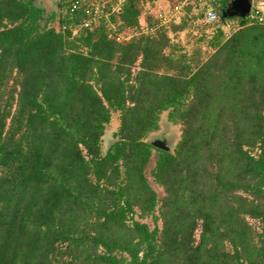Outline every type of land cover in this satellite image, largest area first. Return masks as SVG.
Wrapping results in <instances>:
<instances>
[{
    "label": "trees",
    "instance_id": "obj_1",
    "mask_svg": "<svg viewBox=\"0 0 264 264\" xmlns=\"http://www.w3.org/2000/svg\"><path fill=\"white\" fill-rule=\"evenodd\" d=\"M73 1L0 0V264H264V23Z\"/></svg>",
    "mask_w": 264,
    "mask_h": 264
},
{
    "label": "built area",
    "instance_id": "obj_2",
    "mask_svg": "<svg viewBox=\"0 0 264 264\" xmlns=\"http://www.w3.org/2000/svg\"><path fill=\"white\" fill-rule=\"evenodd\" d=\"M223 0H176L172 6L168 9L158 13L159 25L167 24L170 20L174 19L178 13L185 9L190 8L196 13H203V21L208 24H215L220 21L219 11L222 9ZM125 2V0H117L112 5V10H117ZM84 5H90L87 8L88 15L84 17L82 24L86 27H93L101 15L102 9L99 0H74L72 3V10L79 9ZM109 14V11H106ZM246 17L248 22H261L264 23V8L258 5H251L249 12L243 16ZM239 17L230 16L227 17L222 23V28L227 35L231 34L237 28L241 26V20ZM147 30V27H144Z\"/></svg>",
    "mask_w": 264,
    "mask_h": 264
},
{
    "label": "rangeland",
    "instance_id": "obj_3",
    "mask_svg": "<svg viewBox=\"0 0 264 264\" xmlns=\"http://www.w3.org/2000/svg\"><path fill=\"white\" fill-rule=\"evenodd\" d=\"M159 1H161V0H159ZM172 1L173 0H169V1L166 2V0H165L162 3L165 6L167 3L172 2ZM156 3H157V0H155V2L153 0H144V2H143V9H144V11L146 9H151V10H153L156 13L157 10H159L158 9V6L156 5ZM228 4H229V0H225L224 1V5L227 6ZM186 10L188 11V10H190V8L189 9L188 8H185V9L181 10L174 19L175 20L176 19H179L180 15L182 13H184ZM235 17H237V16H234V18ZM141 19L144 22V16H143V14L141 15ZM196 21H197L196 24L199 22L200 25H202V24L205 23L201 19L200 20L196 19ZM57 23H58V21L55 20L54 21V24L57 25ZM195 32L196 33H199L200 32V28H197L196 27L193 30H191V28H185L184 30L180 31L176 37L178 39H180V41H182V43L185 44L186 47L191 48L194 45V40L196 38L195 36L192 35ZM172 35H173V32H172ZM161 123H162L161 128L159 130L151 133L150 136H149V138L150 139H154V138H156V136L160 135L162 132H166L167 135H171V137H174V138L171 139V143L169 145L170 148H173L175 146V143H176V140H177L178 136L180 135V127H179V125L172 124L170 121H168L166 119V116L165 115L163 116V118L161 120ZM118 124L119 123L117 122V120H113L108 125V133L106 134L105 141H104V145L105 146L108 144V140H109V142L112 140L113 131L118 128ZM149 176H150V179L152 180V176L151 175H149ZM152 183L158 189V191L160 193H163L164 192L163 187L160 186L157 182H155L154 180H152ZM147 220L150 221V218H148ZM254 222H255V224L259 228L261 227L259 220H256Z\"/></svg>",
    "mask_w": 264,
    "mask_h": 264
},
{
    "label": "water",
    "instance_id": "obj_4",
    "mask_svg": "<svg viewBox=\"0 0 264 264\" xmlns=\"http://www.w3.org/2000/svg\"><path fill=\"white\" fill-rule=\"evenodd\" d=\"M40 1L42 5L46 7L48 12L59 11L60 0H39V2ZM251 5V0H235L234 4H229V7L225 11H223V16H227L229 13H235L241 16H245L249 12Z\"/></svg>",
    "mask_w": 264,
    "mask_h": 264
},
{
    "label": "crops",
    "instance_id": "obj_5",
    "mask_svg": "<svg viewBox=\"0 0 264 264\" xmlns=\"http://www.w3.org/2000/svg\"><path fill=\"white\" fill-rule=\"evenodd\" d=\"M153 1L155 2V0H153ZM164 1H165V0H161V1L157 0L156 5L158 6V9H159V10H157L156 13H155L153 10H151L153 14H155V15L157 16L159 12H161V11H163V10H166V9H168L170 6H172V4H173L176 0H173L172 2L167 3L165 6H164V4L162 3V2H164ZM167 1H169V0H166V2H167ZM251 1H252V5H253V4H254V5H258V6L262 7V8H264V0H251ZM222 4H223V5H222V10L225 11V10L229 7V4H231V0H229V4H228L227 6H225L224 3H222ZM229 15H230V16H238L239 14L229 13V14L227 15V17H229Z\"/></svg>",
    "mask_w": 264,
    "mask_h": 264
},
{
    "label": "flooded vegetation",
    "instance_id": "obj_6",
    "mask_svg": "<svg viewBox=\"0 0 264 264\" xmlns=\"http://www.w3.org/2000/svg\"><path fill=\"white\" fill-rule=\"evenodd\" d=\"M235 0H231V4H234ZM174 137H171V135H167L166 132H162L160 135L156 136L154 140L163 146L170 147L171 139Z\"/></svg>",
    "mask_w": 264,
    "mask_h": 264
}]
</instances>
